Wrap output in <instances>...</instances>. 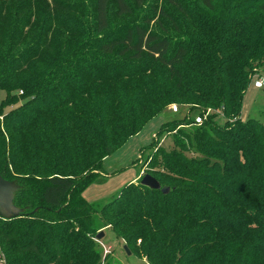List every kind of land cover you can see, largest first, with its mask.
Masks as SVG:
<instances>
[{
	"label": "trees",
	"instance_id": "obj_1",
	"mask_svg": "<svg viewBox=\"0 0 264 264\" xmlns=\"http://www.w3.org/2000/svg\"><path fill=\"white\" fill-rule=\"evenodd\" d=\"M161 1L0 0V176L19 210L0 216L4 264H123L95 239L108 228L148 264H264V123L240 119L264 0ZM171 103L209 113L144 161L168 191L142 175L88 201L104 158Z\"/></svg>",
	"mask_w": 264,
	"mask_h": 264
},
{
	"label": "rangeland",
	"instance_id": "obj_2",
	"mask_svg": "<svg viewBox=\"0 0 264 264\" xmlns=\"http://www.w3.org/2000/svg\"><path fill=\"white\" fill-rule=\"evenodd\" d=\"M193 1V0H190ZM153 2V0H148ZM154 3V2H153ZM156 3V2H155ZM162 1L158 0L157 5H161ZM144 8V7H143ZM143 8L137 10L133 15L116 16L112 14V26H120L126 22L133 21ZM256 79H264V68L260 75H255L252 82L248 86L244 94L242 113L243 120L248 117L256 118L264 123V87L257 89L253 87V81ZM4 97V92L0 90V100ZM251 102V112L247 117L246 111L248 104ZM172 104L177 105L178 112L170 111ZM188 107L177 103L169 104L164 111L148 122L144 128L135 136L127 139L125 143L109 155L106 160L102 162V169L108 174V177L103 178L99 183L92 184L84 193L85 198L90 202H105L110 199L121 189V187L130 182V178L134 174H138V179L143 175L146 169V164L143 165L147 156L160 145L166 151L173 148L172 135L178 131L179 128L174 127V123L183 118L196 117L195 111H191L188 115ZM209 113V112H208ZM228 120V118H227ZM226 117L223 115L216 118V121L223 125ZM232 121V119H230ZM168 123L167 131L161 135V126ZM172 125V126H171ZM174 127V130H170ZM170 129V130H169ZM160 133V134H159ZM153 143V145H152ZM134 163V164H133ZM143 165V166H142ZM137 179V180H138ZM107 190V191H106ZM103 194H110L105 199H102ZM102 196V197H101ZM1 212H6L5 208L0 209ZM123 242L116 238L111 229L104 230V236L100 239L99 247L101 250L107 249L111 255L115 256L123 264H148L146 260L135 253L127 254L123 249Z\"/></svg>",
	"mask_w": 264,
	"mask_h": 264
},
{
	"label": "water",
	"instance_id": "obj_3",
	"mask_svg": "<svg viewBox=\"0 0 264 264\" xmlns=\"http://www.w3.org/2000/svg\"><path fill=\"white\" fill-rule=\"evenodd\" d=\"M140 183L144 186H147L152 189H160L162 193H166L168 191L167 187H160V184L149 174H145L141 177ZM17 189V185L14 181H7L0 176V209L5 208L6 212L0 211V216L9 217L12 215L18 214L19 210L13 207L12 199L14 192ZM104 236V231H99L96 235L95 239L99 241ZM123 249L127 254H130L127 246L124 244Z\"/></svg>",
	"mask_w": 264,
	"mask_h": 264
},
{
	"label": "built area",
	"instance_id": "obj_4",
	"mask_svg": "<svg viewBox=\"0 0 264 264\" xmlns=\"http://www.w3.org/2000/svg\"><path fill=\"white\" fill-rule=\"evenodd\" d=\"M253 87H254V88H257V89H261V88H263V87H264V79H256V80H254V81H253ZM170 111L173 112V113L178 112V107H177V105L172 104V105L170 106ZM207 113H208V112H207ZM207 113L204 114L203 116H202V115H197L196 117H194V122H193V124H194V125H199V124H201V123L204 121V119L206 118ZM108 251H109V250L104 249V253H107ZM0 264H4V259H3V257L1 256V254H0Z\"/></svg>",
	"mask_w": 264,
	"mask_h": 264
},
{
	"label": "crops",
	"instance_id": "obj_5",
	"mask_svg": "<svg viewBox=\"0 0 264 264\" xmlns=\"http://www.w3.org/2000/svg\"><path fill=\"white\" fill-rule=\"evenodd\" d=\"M243 99H244V97H243ZM242 105H243V101H242ZM241 110H242V108H241ZM249 112H251V102H249V104H248V108H247V111H246L247 117H248V115H249ZM248 118H249V117H248ZM241 119H242V120L244 119V118H243V113H242V111H241ZM132 137H133V136H132ZM107 157H108V156H107ZM107 157H105L104 160H106ZM104 160H103V161H104ZM138 177H139V175H138L137 173L134 174V175L130 178V182H134V181H136V180L138 179ZM94 184H95V183H94ZM91 185H92V184H91ZM91 185H90V186H91ZM90 186H89V187H90ZM89 187H88V188H89ZM88 188H87V189H88ZM87 189H86V190H87ZM86 190H85V191H86ZM85 191L83 192V196H84ZM106 191H107V190H106ZM109 195H110V194H103L102 196H104V197H103L102 199H105V198L108 197ZM102 196H101V197H102ZM84 197H85V196H84Z\"/></svg>",
	"mask_w": 264,
	"mask_h": 264
}]
</instances>
